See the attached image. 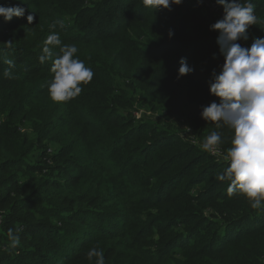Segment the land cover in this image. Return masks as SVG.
I'll list each match as a JSON object with an SVG mask.
<instances>
[{"label": "trees", "instance_id": "trees-1", "mask_svg": "<svg viewBox=\"0 0 264 264\" xmlns=\"http://www.w3.org/2000/svg\"><path fill=\"white\" fill-rule=\"evenodd\" d=\"M25 2L24 17H0V264H94L97 246L105 264H264V207L217 178L232 130L200 115L220 99L216 20L189 0ZM252 3L251 43L264 37V0ZM52 31L94 73L66 102L48 92L53 60L38 59ZM212 131L216 155L201 148Z\"/></svg>", "mask_w": 264, "mask_h": 264}, {"label": "clouds", "instance_id": "clouds-1", "mask_svg": "<svg viewBox=\"0 0 264 264\" xmlns=\"http://www.w3.org/2000/svg\"><path fill=\"white\" fill-rule=\"evenodd\" d=\"M223 6V16L210 25V30H217L219 52L224 63L217 73L213 69L209 84L210 94L219 97V102L212 101L201 106V117L217 123V127L227 126L232 130L231 146L227 148L224 159L228 167L217 178L229 181V194H242L253 208L264 207V37L255 38L250 47H242L237 41L247 40V29L257 24L252 0H215ZM182 0H144L146 6L157 9L161 6L170 8L171 4H180ZM25 0L15 5H0V17L10 21L14 16L24 17ZM206 16V15H205ZM34 16L27 15L31 24ZM59 25L64 28L63 19L52 22L50 28ZM173 35L169 31V36ZM59 46V54L53 48ZM78 52L75 44H62L60 33L52 31L44 40L40 63L53 60L51 82L48 92L55 102H66L82 92V84H88L93 78V71L85 62L74 54ZM54 57V59H53ZM10 67L12 60H6ZM186 59L181 58L178 74L192 72ZM5 77H11L10 69H5ZM190 129L186 128V132ZM222 143V135L212 131L203 140L201 148L213 155L217 154ZM10 235L12 230H9ZM19 244L18 236L12 235V246ZM94 264H105L104 252L97 246L86 253Z\"/></svg>", "mask_w": 264, "mask_h": 264}, {"label": "built area", "instance_id": "built-area-1", "mask_svg": "<svg viewBox=\"0 0 264 264\" xmlns=\"http://www.w3.org/2000/svg\"><path fill=\"white\" fill-rule=\"evenodd\" d=\"M192 4L199 7L208 19H215L216 21L223 16V7L217 5L215 0H189ZM242 47H250L251 44L247 40L237 41Z\"/></svg>", "mask_w": 264, "mask_h": 264}, {"label": "rangeland", "instance_id": "rangeland-1", "mask_svg": "<svg viewBox=\"0 0 264 264\" xmlns=\"http://www.w3.org/2000/svg\"><path fill=\"white\" fill-rule=\"evenodd\" d=\"M248 41H249L250 44H252L251 41L249 40V38H248ZM4 58H6V56H4ZM136 116H137V117L140 116V112H137V113H136ZM145 119H147V117H145ZM182 127H183V125H181L180 128H182ZM182 129H184V128H182Z\"/></svg>", "mask_w": 264, "mask_h": 264}]
</instances>
